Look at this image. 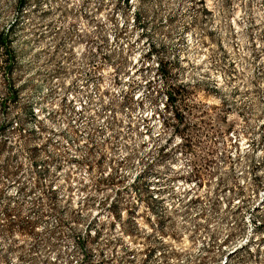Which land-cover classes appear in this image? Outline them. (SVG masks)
I'll return each instance as SVG.
<instances>
[{
	"label": "rangeland",
	"instance_id": "1",
	"mask_svg": "<svg viewBox=\"0 0 264 264\" xmlns=\"http://www.w3.org/2000/svg\"><path fill=\"white\" fill-rule=\"evenodd\" d=\"M85 1L110 32L103 178L35 48ZM262 128L264 0H0V264H264Z\"/></svg>",
	"mask_w": 264,
	"mask_h": 264
},
{
	"label": "built area",
	"instance_id": "2",
	"mask_svg": "<svg viewBox=\"0 0 264 264\" xmlns=\"http://www.w3.org/2000/svg\"><path fill=\"white\" fill-rule=\"evenodd\" d=\"M70 4L74 7L63 15L48 35L52 37V42L36 44L35 48H48L56 53L53 64V82L57 91L55 108L57 114L71 117L69 128L66 129L68 136L62 134L65 142L68 137L71 159L74 162L84 161L86 167L99 165V176L103 178L109 173L108 167L103 171V163L118 162L122 155L111 130L105 128L103 120L106 114L112 112L111 106L103 101L106 98L103 93V73L109 68L103 56V36H109L110 32H104L106 16L99 2ZM125 22L127 26H134V17L131 15L119 25ZM111 89L115 95L118 94L117 85ZM216 126L210 130L216 131ZM228 134L232 136V132ZM182 143L179 138L172 145L179 146ZM256 194L257 201L264 202V186ZM150 197H156V193L150 191Z\"/></svg>",
	"mask_w": 264,
	"mask_h": 264
}]
</instances>
